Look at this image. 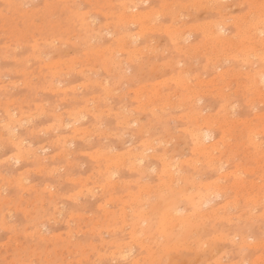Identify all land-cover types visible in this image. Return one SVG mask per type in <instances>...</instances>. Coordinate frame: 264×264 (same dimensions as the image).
Returning <instances> with one entry per match:
<instances>
[{
	"label": "rangeland",
	"instance_id": "obj_1",
	"mask_svg": "<svg viewBox=\"0 0 264 264\" xmlns=\"http://www.w3.org/2000/svg\"><path fill=\"white\" fill-rule=\"evenodd\" d=\"M263 3L0 0V264H264Z\"/></svg>",
	"mask_w": 264,
	"mask_h": 264
},
{
	"label": "bare ground",
	"instance_id": "obj_2",
	"mask_svg": "<svg viewBox=\"0 0 264 264\" xmlns=\"http://www.w3.org/2000/svg\"><path fill=\"white\" fill-rule=\"evenodd\" d=\"M259 3H260V2H259ZM263 4H264V3H263ZM124 10H126V7L124 8ZM263 10H264V9H263ZM249 12H250V11H249ZM123 13H124V12H123ZM262 14H263V13H262ZM260 15H261V13H257V14L255 15L256 18H257V17H263V19H262V20H259V21L256 23V25H257V24H261V22L264 20V15H262V16H260ZM122 16L125 17L124 15H122ZM237 16H238V15H237ZM129 18H130V21H131L132 23H135V24H136V22H138V21H140V20H143V19L146 18V17H144V15H139V16H135V15H133V16H131V17H128V16L125 17L126 20H129ZM254 19H255V18H254ZM144 21H145V20H144ZM251 21H252V19H251ZM142 24H143V23H142ZM248 24H249V23H248ZM198 25H199V24H198ZM200 25H201V24H200ZM250 25H251V24H250ZM206 26H207V25H206ZM239 26H240V24H239ZM203 27H205V26H203ZM203 27H202V28H203ZM196 28H198V27H196ZM199 28H201V27H199ZM241 28H242V27H241ZM258 28H259V27H258ZM189 29H190V28H189ZM140 30H141V29H140ZM176 30H177V29H176ZM200 30H201V29H200ZM212 30H213V29H212ZM170 31H172V30H170ZM184 31H185V30H184ZM184 31H183V33H184ZM204 31H205V30H204ZM204 31H203V33H204ZM250 31H251V30H250ZM250 31H249V32H250ZM257 31H258V30H257ZM167 32H168V31H167ZM180 32H181V31H180ZM249 32H248V33H249ZM176 33H177V32H175V34H176ZM254 33H255V32H254ZM165 34H166V33H165ZM170 34H172V33H170ZM173 34H174V32H173ZM175 34H174V35H175ZM177 34H178V35H176V36H179V33H177ZM181 34H182V33H181ZM174 35H173V36H174ZM205 35H207V34H205ZM205 35H204V36H205ZM212 35H213V34H212ZM168 36H169V35H168ZM204 36H203V37H204ZM256 36H257V35H255L254 37H256ZM181 37H182V35H181ZM205 37H206V36H205ZM205 37H204V39H205ZM207 37H208V36H207ZM207 37H206V38H207ZM210 37H211V35H210L208 38H210ZM214 37H215V36H214ZM214 37H213V39H214ZM216 37H217V36H216ZM216 37H215V38H216ZM251 37H253V36H251ZM251 37H250V39H251ZM260 37H261V36H260ZM173 38H174V37H173ZM176 38H177V37H176ZM179 38H180V36H179ZM208 38H207V39H208ZM211 38H212V37H211ZM262 38H263V37H262ZM218 39H219V40H218ZM227 39H228V38H227ZM255 39H256V38H255ZM178 40H179V39H178ZM205 40H206V39H205ZM208 40H209V39H208ZM211 40H212V39H211ZM211 40H210V41H211ZM257 40H258V39H257ZM257 40H256V41H257ZM259 40H263V39L260 38ZM173 41H175V38L173 39ZM217 41H218V42L220 41V37H217ZM217 41H216V42H217ZM256 41H255V42H256ZM118 42H120V41H118ZM205 42H206V41H205ZM211 42H212V41H211ZM228 42H229V41H228ZM228 42H227V43H228ZM261 42H262V41H261ZM202 43H203V42H202ZM207 43H208V41H207ZM207 43H205V44H207ZM224 43H225V42H224ZM224 43H223V44H224ZM249 43H251V42H249ZM249 43H248V44H249ZM256 43H257V42H256ZM262 43L264 44V42H262ZM262 43H260V44H262ZM205 44H204V45L202 44V45L204 46V48L207 47ZM220 44H221V43H220ZM220 44L218 43V46H220ZM237 44H238V43H237ZM237 44H235V45H237ZM254 44H255V43H253V45H254ZM260 44H259V45H260ZM202 45H201V46H202ZM214 45H215V44H213L212 47H214V48H212V49H215V51H216L217 48H216V46H214ZM216 45H217V44H216ZM227 45H228V46H229V45L231 46V43H229V44H227ZM227 45H226V46H227ZM256 45H257V44H256ZM256 45H255V47H257ZM197 46H198V45H197ZM208 46H209V45H208ZM223 46L225 47V44H224ZM228 46H227V47H228ZM230 46H229V47H230ZM260 46H261V45H260ZM262 47H263V46H262ZM262 47H261V48H262ZM197 48H198V47H197ZM209 48H211V47L209 46ZM231 48L234 49L235 47H231ZM258 48H259V46H258ZM233 49H232V50H233ZM254 49H255V48H254ZM263 49H264V48H263ZM201 50H202V49H200V51H201ZM218 50H219V49H218ZM218 50H217V52H218ZM202 51H203V50H202ZM208 51H209V50H208ZM221 51H222V50H221ZM224 51H225V50H224ZM226 51H228V50H226ZM255 51H256V50H255ZM262 51H263V50H262ZM132 52H134V51H132ZM205 52H206V51H205ZM205 52H204V53H205ZM212 52H214V50H212ZM217 52H216V54H217ZM228 52H231V51H228ZM198 53H199V52H198ZM219 53H221V52H219ZM127 54H128V53H127ZM192 54H193V53H192ZM194 54H195V53H194ZM216 54H214V55L211 54V55H212V56H215V57H214L215 59H219V57H217V55H219V54H217V55H216ZM201 55H202V54H201ZM201 55H200V56H201ZM206 55H207V54H206ZM133 56H134V54H133ZM133 56H132V57H133ZM224 56H225V55H224ZM191 57H193V56H191ZM197 57H198V56H197ZM206 57H207V56H206ZM208 57H211V56H208ZM216 57H217V58H216ZM222 57H223V56H221L220 59H221ZM232 57H233V55H232ZM241 57H242V55H241ZM247 57H248V56H247ZM195 58H196V57H194V59H195ZM224 58H225V57H224ZM224 58H223V59H224ZM233 58L235 59V57H233ZM238 58L240 59V57H238ZM243 58H244V57H242L241 59L244 60ZM205 59H206V58H205ZM208 59L211 60L212 57H211V59H210V58H207V60H208ZM215 59H214V60H215ZM226 59H227V57H226ZM236 59H237V58H236ZM241 59H240V60H241ZM251 59H252V58H251ZM251 59H250V60H251ZM261 59L264 61V53H263ZM207 60H206V62H207ZM245 60H246V59H245ZM245 60H244V62H245ZM247 60H248V59H247ZM250 60H248V61L250 62ZM218 61H220V60H218ZM213 63H214V62H213ZM225 63H226V62H225ZM172 64H173V63H172ZM204 64H205V63H204ZM204 64H203V65H204ZM209 64H210V63H209ZM206 65H207V63H206ZM206 65H205V66H206ZM210 65H211V64H210ZM205 66H204V67H205ZM103 70H104V69H103ZM263 71H264V70H263ZM58 73H59V72H58ZM215 73H216V72H215ZM251 75H252V74H251ZM237 76H238V74H237ZM248 76H250V75L248 74ZM50 77H51V76H50ZM179 77H180V76H179ZM220 77H221V76H220ZM239 77H240V76H239ZM242 77L245 78V77H247V75H246V76H245V75H244V76L242 75ZM229 78H230V77H229ZM237 78H238V77H237ZM247 78H248V77H247ZM176 79H177V78H175L174 80H176ZM250 79H251V83H249V84H252V86H253L254 88H257V86H258L260 83H262V82L264 83V72L256 73L253 77L251 76ZM177 80H178V79H177ZM184 81H185V80H184ZM194 81H195V80H194ZM177 82H179V81H177ZM174 83H175V82H174ZM100 84H101V83H100ZM175 84H176V83H175ZM184 84H187V83H184ZM0 85H1V84H0ZM201 85H202V83H201ZM227 85H228V84H227ZM181 86H182V85H181ZM248 86H251V85H248ZM114 89H115V88H114ZM190 89H191V86H190ZM210 89H211V88H210ZM50 90H51V89H50ZM111 90H113V89H111ZM52 91H53V90H52ZM220 91H221V90H220ZM194 92H195V91H194ZM203 92H204V91H203ZM253 92H254V91H253ZM107 93H108V92H107ZM184 93H185V91H184ZM192 93H193V92H192ZM196 93H197V92H196ZM219 93H220V92H219ZM251 93H252V92H251ZM215 94H216V92H215ZM257 94H258V93H257ZM257 94H256V95H257ZM263 94H264V93H263ZM196 95H197V94H196ZM221 95H222V94H221ZM219 96H220V95H219ZM259 96H260V95H259ZM180 97H181V95H180ZM252 97H253V96H252ZM192 100H193V99H192ZM246 100H247V99H246ZM251 102H252V101H251ZM253 102H254V101H253ZM87 104H88V103H87ZM139 104H140V103H139ZM224 104H225V103H224ZM227 104H228V103H227ZM225 105H226V104H225ZM252 105H253V104H252ZM220 106H221V105H220ZM84 107H85V106H84ZM143 107H144V105H143ZM153 107H154V106H153ZM221 107H222V106H221ZM140 108H141V106H140ZM82 109H83V108H82ZM144 109H145V108H144ZM232 109H233V108H232ZM155 111H156V110H155ZM33 112H34V111H33ZM38 112H40V111H38ZM6 114H7V113H6ZM150 114H151V112H150ZM192 114H193V113H192ZM7 115H9V114H7ZM10 116H11V115H10ZM189 116H190V115H189ZM193 116H194V115H193ZM156 117H157V116H156ZM135 119H136V118H135ZM166 119H167V118H166ZM126 120H127V119H126ZM129 120H130V119H129ZM129 120H128V121H129ZM137 120H138V119H137ZM139 121H140V120H139ZM9 123H11V122H9ZM23 123H24V122H23ZM128 123H129V122H128ZM134 123H135V122H134ZM123 124H124V123H123ZM210 124H211V123H210ZM131 125H132V124H131ZM133 125H134V124H133ZM211 126H212V125H211ZM199 128H200V125H199ZM6 129H7V128H6ZM139 129H140V127H139ZM200 129H201V128H200ZM140 130H141V129H140ZM144 130H146V128H145ZM167 130H168V129H167ZM191 131H192V130H191ZM191 131H190V132H191ZM197 131H198V129H197ZM1 132H2V131H1ZM10 132H11V131H10ZM38 132H39V131H38ZM140 132H141V131H140ZM166 132H167V131H166ZM169 132H170V131H169ZM167 133H168V132H167ZM209 136H210V131H209V129L207 128V129L204 131L203 135H200V137L197 136V137L195 138L196 141H197V143H198V150H205V149L207 148V147H205V148L202 147L203 145H201L200 142L204 141V139L209 138ZM250 137H251V134L249 135V138H250ZM203 138H204V139H203ZM8 139H9V138H8ZM122 139H123V138H122ZM200 139H201V140H200ZM144 140H145V139H144ZM150 140H152V139H150ZM172 140H173V139H172ZM146 141H147V140H146ZM148 141H149V139H148ZM165 142H166V141H165ZM167 142H168V141H167ZM20 143H21V142H20ZM150 143H151V142H150ZM157 143H158V142H157ZM169 143H170V141H169ZM159 144H160V142H159ZM150 145H151V144H150ZM16 146H17V145H16ZM18 146H19V145H18ZM18 146H17V147H18ZM20 146H22V144H21ZM156 146H158V145H156ZM17 147H16V148H17ZM147 148H148V147H147ZM151 148H152V147H151ZM193 148H194V147H193ZM196 148H197V147H196ZM18 150H19V149H18ZM192 150H193V151H197V150H195V149H192ZM20 151H21V150H20ZM141 151H142V150H141ZM143 151L145 152V149H144ZM17 152H18V151H17ZM123 152H124V151H123ZM125 152H126V151H125ZM127 152H128V151H127ZM127 152H126V154H127ZM130 152H131V151H130ZM130 152H128V153H130ZM34 153H35V152H33V154H34ZM134 153H135V152H134ZM142 153H143V152H142ZM142 153H141V154H142ZM13 154H14V153H13ZM13 154H12V156H13ZM9 155H10V154H9ZM17 155H18V154H17ZM120 155H121V154H120ZM120 155H119V156H120ZM132 155H133V154H132ZM160 155H161V157H162V154H160ZM160 155H159V156H160ZM130 156H131V155H130ZM152 156H153V154H152ZM164 156H165V155H164ZM15 157H16V156H15ZM139 157H140V156H139ZM143 157H144V156H143ZM150 157H151V156H150ZM161 157H160V158H161ZM165 157H166V156H165ZM19 158H20V155H19ZM173 159H174V158H173ZM177 159H178V158H177ZM169 160H170V159H169ZM139 161H140V160H139ZM176 161H177V160H176ZM193 161H194V160H193ZM159 163H160V162H159ZM189 163H190V162H189ZM193 163H194V162H193ZM129 164H130V162H129ZM134 164H135V163H134ZM134 164H133V165H134ZM174 164H175V163H174ZM194 165H195V164H194ZM133 167H134V166H133ZM163 167H164V166H163ZM61 168H62V167H61ZM164 168H165V167H164ZM171 168H172V167H171ZM194 168H195V167H194ZM28 170H29V169H28ZM55 170H56V168H55ZM141 170H142V169H141ZM163 171H164V170H163ZM165 171H166V170H165ZM169 171H170V170H169ZM51 172H52V171H51ZM146 172L148 173V170H147ZM167 172H168V171H167ZM137 173H138V172H137ZM144 173H145V172H144ZM169 173H170V172H169ZM177 173H178V172H177ZM111 174H112V173H111ZM139 174H140V173H139ZM157 174H158V173H157ZM181 174H182V173H181ZM52 175H53V174H52ZM172 175H173V174H171V178H172ZM189 176H190V175H189ZM139 177H140V176H139ZM143 177H144V175H143ZM260 178H261V177H260ZM70 179H71V178H70ZM20 180H21V179H20ZM22 180H23V179H22ZM134 181H135V180H134ZM170 181H171V180H170ZM138 182H139V181H138ZM79 183H81V182H79ZM125 183H126V182H125ZM135 183H136V182H135ZM170 183H171V182H170ZM188 183H189V182H188ZM24 184H25V183H24ZM160 184H161V183H160ZM174 184H175V183H174ZM18 185H19V184H18ZM170 185H171V184H170ZM158 186L160 187V185H158ZM21 187L23 188L22 185H21ZM25 187H26V186H25ZM32 187H33V186H32ZM145 187H146V186H145ZM145 187H144V188H145ZM159 187H158V188H159ZM164 187H166V186H164ZM167 187H168V186H167ZM174 187H175V186H174ZM149 188H150V186H149ZM168 188H169V187H168ZM24 189H25V188H24ZM24 189H23V190H24ZM78 189H79V188H78ZM141 189H143V187H142ZM150 189H151V188H150ZM173 189H174V188H173ZM144 190H145V189H144ZM144 190H142V192H143ZM146 190H147V189H146ZM148 190H149V189H148ZM49 192H50V191H49ZM22 193H23V192H22ZM75 193H76V192H75ZM78 193H79V192H78ZM142 194H143V193H142ZM148 194H149V193H148ZM262 194H263V193H262ZM83 195H84V194H83ZM136 195H137V194H136ZM78 196H79V195H78ZM199 196H200V195H199ZM130 197H131V196H130ZM261 197H262V196H261ZM65 198H66V197H65ZM68 198H69V195H68ZM171 198H172V197H171ZM193 198H195V196H193ZM69 199H70V198H69ZM69 199H68V200H69ZM71 200H72V199H71ZM130 200H131V199H130ZM134 200H136V199H134ZM168 200H169V199H168ZM172 200H173V199H172ZM174 200H175V199H174ZM73 201H74V200H73ZM76 201H77V199H76ZM177 201H178V200H177ZM140 202H141V200H140ZM157 202H158V201H157ZM136 203H137V201H136ZM133 204H135V202H133ZM140 204H141V203H140ZM130 205H131V204H130ZM176 205H177V203H176ZM121 206H122V205H121ZM134 206H136V205H134ZM141 206H142V205H141ZM169 206H170V205H169ZM153 207H154V206H153ZM165 207H166V206H165ZM172 207H173V206H172ZM172 207H171V209L174 210ZM175 207H176V206H175ZM175 207H174V208H175ZM119 208H120V207H119ZM124 208H125V207H124ZM135 208H136V207H135ZM202 208H203V207H202ZM53 209H54V208H53ZM129 209H130V208H129ZM178 210H179V209H178ZM168 211H169V210H168ZM125 212H126V211H125ZM170 212H171V210H170ZM212 213H213V212H212ZM126 214H127V213H126ZM135 214H136V213H135ZM142 214H143V213H142ZM177 214H178V211H177ZM207 214H208V213H207ZM132 215H133V214H132ZM165 215H166V214H165ZM167 215H168V214H167ZM167 215H166V216H167ZM137 216H138V215H137ZM166 216H165V217H166ZM177 216H178V215H177ZM263 216H264V215H263ZM178 217H179V216H178ZM140 219L143 220V218H140ZM124 220H125V219H124ZM145 220H146V219H145ZM178 220L180 221V218H179ZM182 220H183V219H182ZM136 222H137V221H136ZM183 222H184V221H183ZM148 223H149V222H148ZM134 225H135V224H134ZM150 225H152V223H151ZM138 226H139V225H138ZM148 226H149V225H148ZM157 226H158V225H157ZM185 226H186V224H185ZM123 227H124V226H123ZM132 227H134V226H132ZM154 227H155V226H154ZM154 227H153V228H154ZM165 227H166V225H165ZM258 227H259V226H258ZM143 228H144V227H143ZM119 229H120V228H119ZM129 229H130V228H129ZM136 229H137V228H136ZM151 229H152V228H151ZM154 229H155V228H154ZM179 229H180V228H179ZM148 230H149V229H148ZM165 230H166V229H165ZM32 231H33V230H32ZM34 231H35V230H34ZM83 231H84V230H83ZM119 231H120V230H119ZM133 231H135V230H133ZM153 231H154V230H153ZM158 231H160V230H158ZM74 232H75V230H74ZM96 232H99V231L97 230ZM151 232H152V231H151ZM155 232H156V231H155ZM155 232H154V233L152 232L153 235H155ZM187 232H188V231H187ZM156 233H157V232H156ZM163 233H164V232H163ZM167 234H168V233H167ZM65 235H67V234H65ZM70 235H71V234H70ZM137 235H138V234H137ZM165 235H166V234H165ZM185 235H186V232H185ZM141 236H142V235H141ZM148 236H149V235H148ZM159 236H160V235H159ZM159 236H157V237H159ZM173 236H174V235H173ZM129 237H130V236H129ZM163 237H164V235H163ZM166 237H167V235H166ZM166 237H165V238H166ZM170 237H171V235H170ZM161 238H162V237H161ZM161 238H160V239H161ZM132 239H133V238H132ZM168 239H170V238H168ZM141 240H142V239H141ZM90 242H91V241H90ZM186 242H187V241H186ZM126 243H127V242H126ZM131 243H132V242H131ZM131 243H130V244H131ZM135 243H136V241H135ZM127 244H128V243H127ZM144 244H145V243H144ZM161 244H162V243H161ZM125 245H126V244H125ZM146 245H147V244H146ZM139 246H140V245H139ZM159 248H160V247H159ZM203 248H204V247H203ZM118 249H119V248H118ZM152 250H153V249H152ZM155 250H156V249H155ZM113 251H114V250H113ZM125 251H126V250H125ZM157 251H158V250H157ZM122 252H123V250H122ZM128 252H129V251H128ZM240 252H241V251H240ZM112 253H113V252H112ZM119 253H120V252H119ZM152 254H153V253H152ZM221 254H222V253H221ZM118 255H119V254H118ZM121 255H122V254H121ZM119 256H120V255H119ZM254 256H255V255H254ZM82 257H83V256H82ZM144 257L146 258V255H145ZM217 257H218V256H217ZM153 258H154V257H153ZM166 258H167V257H166ZM170 258H171V257H170ZM263 258H264V257H263ZM137 262H138V261H137ZM215 262H216V261H215ZM235 262H236V261H235ZM257 262H258V261H257ZM260 264H261V262H260Z\"/></svg>",
	"mask_w": 264,
	"mask_h": 264
}]
</instances>
